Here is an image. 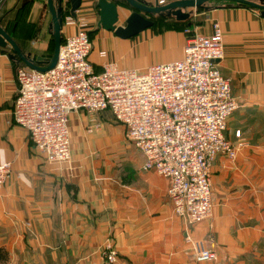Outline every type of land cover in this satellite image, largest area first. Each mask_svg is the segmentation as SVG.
Returning a JSON list of instances; mask_svg holds the SVG:
<instances>
[{
	"label": "crops",
	"instance_id": "1",
	"mask_svg": "<svg viewBox=\"0 0 264 264\" xmlns=\"http://www.w3.org/2000/svg\"><path fill=\"white\" fill-rule=\"evenodd\" d=\"M97 1L81 0L75 13L77 20L87 21L89 33L95 32L90 61L97 71L103 63L141 71L183 57L188 36L168 24L154 23L127 40L99 28ZM61 4L64 22L70 5L68 0ZM207 7L190 21L202 35L211 34L213 23L221 30L224 56L218 69L238 104L224 136L237 153L233 160L224 154L214 159L212 216L197 224L174 215L167 180L143 171V156L135 148V157H93L121 143L112 126L102 130L109 120L118 124L108 111L99 115L101 128L91 133L84 112L71 114V162L46 164L27 132L9 124L17 94L15 69L28 68L11 46L0 48V164H11L0 194L6 264H102L101 248L109 238L119 264H214L193 262L188 255L192 242L215 249L216 264H264V17L244 7ZM117 9V26H124L132 10L118 3ZM50 25L47 0H0V27L24 56L50 58ZM76 31L62 24L61 36ZM107 130L113 131L110 137Z\"/></svg>",
	"mask_w": 264,
	"mask_h": 264
},
{
	"label": "built area",
	"instance_id": "2",
	"mask_svg": "<svg viewBox=\"0 0 264 264\" xmlns=\"http://www.w3.org/2000/svg\"><path fill=\"white\" fill-rule=\"evenodd\" d=\"M164 6L173 0H152ZM205 19H209L206 15ZM55 66L41 73L17 67V94L9 124L23 128L31 146L49 165H69V116L84 112L86 131L101 128L99 115L110 112L124 136L143 156V171L168 182L167 197L175 216L197 224L212 216L211 166L219 154L235 159L237 147L225 139L229 117L238 104L230 82L218 69L223 59L222 34L216 23L210 35L188 31L183 57L144 70L120 69L103 63L97 71L90 61L88 23L66 16ZM104 59L106 53H98ZM11 164H0V194ZM195 263H218L215 249L190 243ZM102 264H119L111 238L102 246Z\"/></svg>",
	"mask_w": 264,
	"mask_h": 264
},
{
	"label": "water",
	"instance_id": "3",
	"mask_svg": "<svg viewBox=\"0 0 264 264\" xmlns=\"http://www.w3.org/2000/svg\"><path fill=\"white\" fill-rule=\"evenodd\" d=\"M117 1H97L96 6L99 9L98 27L107 32H112L117 38L122 40L133 38L144 30L151 28L154 21L147 17L165 14L168 17H173L177 22H184L191 18L189 10L197 8L208 9L207 6L214 1H226L244 5L260 11L261 16L264 17V0H173L164 6H158L156 3H147L143 0H122L129 6L132 13L126 18L124 26H117L119 17ZM68 3L70 5L69 16L76 19L75 13L80 7L81 0H68ZM47 5L51 15L50 27L53 36V52L48 60L42 57L31 59L29 56H24L15 42L0 27V48H5L7 45L11 46L13 53L28 69L41 73L47 72L55 66L62 39L61 0H58L57 3H55V0H47Z\"/></svg>",
	"mask_w": 264,
	"mask_h": 264
},
{
	"label": "rangeland",
	"instance_id": "4",
	"mask_svg": "<svg viewBox=\"0 0 264 264\" xmlns=\"http://www.w3.org/2000/svg\"><path fill=\"white\" fill-rule=\"evenodd\" d=\"M210 4L211 5H215V6L222 5V4H214V3H210ZM201 12L202 11H198L197 9H192L191 18L189 20H192V17H193L192 15L193 14H195V16L198 18V15L201 14ZM156 18H157V16L156 17L155 16H151V19L154 21V23L168 24L170 26L171 30L179 32V33H184L182 31L176 30L175 28H177V27L174 28V26L171 25L170 22L160 21L159 19H156ZM196 20L197 19H195V22H196ZM49 49H50V46H49ZM52 51H53V48L51 47L50 55H52ZM109 121L106 124H104V127L102 128V130L105 129V127L112 126L113 129L117 131L118 136H120L121 143L117 142V143H112L109 146L107 145L106 147H104L103 150L94 153L93 157H95L96 155L97 156L103 155L106 158L107 157H111V158L116 159V160H121V159H124V158H130V157L137 156L138 152L134 149L132 144L126 140V138L124 136V133H123V135H121V133H120L121 131H120L119 127H118V124L114 123L112 120L110 122ZM123 132H124V130H123ZM106 133H107L108 137H110L113 134V131L107 130ZM107 142H108V140H107ZM111 142H113V141L111 140L110 143ZM116 170L118 171V169H116ZM101 256H102V248H101ZM118 257H119V255H118Z\"/></svg>",
	"mask_w": 264,
	"mask_h": 264
},
{
	"label": "trees",
	"instance_id": "5",
	"mask_svg": "<svg viewBox=\"0 0 264 264\" xmlns=\"http://www.w3.org/2000/svg\"><path fill=\"white\" fill-rule=\"evenodd\" d=\"M118 4H121V5H124L125 7H128L129 6L127 4H125L122 0H118L117 1ZM211 3H214V4H222V5H225V6H236V7H244V8H248V9H251L247 6H244V5H240V4H235V3H230V2H226V1H214V2H211ZM198 11H203L204 8H197ZM156 19H159L160 21H167V22H170L171 25L177 28H175L176 30L178 31H182L184 32L188 37H189V34L187 33L188 31H191L192 30V27H193V24L191 23L190 20H187V21H184V22H177L175 21V19L173 17H168L166 16L165 14H162V15H158ZM95 32H90L88 35H89V38L90 40L92 39V37L94 36ZM63 42V37L61 39V43ZM49 46H50V49L51 47L53 48V40H52V36H51V39H50V43H49ZM50 49L49 50V54H48V58L51 57L50 55ZM20 67H24L23 65H20ZM8 261V254L7 252L3 249V248H0V264H6Z\"/></svg>",
	"mask_w": 264,
	"mask_h": 264
},
{
	"label": "flooded vegetation",
	"instance_id": "6",
	"mask_svg": "<svg viewBox=\"0 0 264 264\" xmlns=\"http://www.w3.org/2000/svg\"><path fill=\"white\" fill-rule=\"evenodd\" d=\"M147 18H149V19H150L151 17H147Z\"/></svg>",
	"mask_w": 264,
	"mask_h": 264
}]
</instances>
